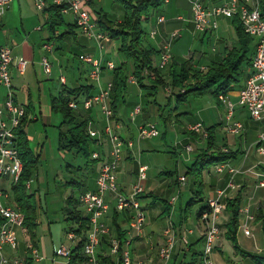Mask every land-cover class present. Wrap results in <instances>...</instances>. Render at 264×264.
<instances>
[{
	"label": "crops",
	"instance_id": "0c3cea01",
	"mask_svg": "<svg viewBox=\"0 0 264 264\" xmlns=\"http://www.w3.org/2000/svg\"><path fill=\"white\" fill-rule=\"evenodd\" d=\"M227 1L229 0H206V5L209 8H213ZM96 2L97 0H93L92 4L90 5V9L92 11L91 13H93L94 16H95ZM50 5L51 3L48 4V7ZM97 10L99 11V9H96V11ZM112 16L119 21H121L123 17L120 15L118 16L112 15ZM159 16H163L166 22L163 25L157 27V18ZM65 17L67 20V15H65ZM217 21H218V28L216 30L210 29L204 33H197L194 31V27L192 24V10H191L190 0H169V2L166 3L148 21V26H150L152 30L157 28L159 30V35L155 39H153L154 41L145 44V46L154 47L157 51L161 52L162 43L164 39L170 33L174 31H178L181 34V38L178 41H180L183 38V34H184V36L187 35V38L190 41V43H188L187 46L186 44L185 45L182 44L179 48H176L174 51L172 49L174 60L178 61L179 63L189 62V64L193 66V68L195 69L206 70L208 67H213L215 64L219 63L227 55L228 51L231 48L238 46L232 21L227 18H219ZM67 22L71 24L75 23L74 18L72 19V21L67 20ZM0 27H1L0 46L8 47L13 52L14 62L10 67V73L12 77V91L15 102L26 109V113H27L26 115L28 116L29 122L25 127V131L29 137L30 142H32L33 140V137L29 130L30 127L32 126L36 127L38 123H42L43 126L46 127L54 126V124L56 126V124L59 122L60 120L59 118L61 114L56 113L52 110L53 99L58 98L65 89H67V91L69 92V91L77 90L82 86L83 87L92 86L93 88L92 91L89 93L83 91L76 98L78 99V103H79V109H78L79 118L83 120H89L95 129H99V130L104 129V127L106 126V122L101 109L98 106H96L93 109L87 111L82 106V102L85 98L97 94L98 92V88L89 79L90 67L79 60H77L78 62H76L71 60V57H68L69 54H71V56L74 54L76 58H78L79 54L80 55L85 54V55L93 56L95 58H99L101 56V53L95 47L96 43L93 40L88 39L79 28H75L73 29L72 32H70L68 31V27L64 26L57 29L55 36L59 37L60 35H63V33H67V32L68 34L64 36L62 39L57 38L51 41L53 34L51 31L49 12L39 11L36 7L34 0H14L11 6L9 7V9L7 10V12L1 18ZM46 28L48 30H46ZM62 28L64 29L63 31H61ZM214 31H217L218 33L214 36V39L212 37L208 38L209 39L208 42L211 43V47H212L211 54H208L206 53V51H202V50H200L199 52L195 51L196 50L195 47L194 46L192 47V41L194 43L198 42L203 46L205 40L207 39V36L213 33ZM46 43H50L53 45L52 52H47L44 49V45ZM119 46L120 44L115 42L114 40L110 44H107L105 52L102 53L104 60L112 61L111 59L112 51H119ZM113 54L115 53L113 52ZM45 56L49 58L52 65V74L50 76L45 74V71L41 64L42 59ZM19 58H24L28 62L26 70L23 74L20 73L17 68V61ZM121 60H122L120 61L121 64L125 62L126 61L125 56L124 59ZM158 62H159V56L157 55L154 58V65L156 67L158 65ZM118 66L119 65L116 64V67ZM249 71L250 70H248L247 73H249ZM64 72H69L70 77L65 76ZM161 73L165 74L166 71H162ZM62 76L66 78V84H62L60 82V78ZM131 76L132 74H129V78ZM111 78H112L111 71L104 70L103 78H102L103 85L105 86L106 83L111 82ZM146 84L148 86H151V84L148 82H146ZM136 85L139 86L138 84ZM159 89L158 91L148 89L147 96L145 95L141 96L143 103L144 101L146 103L153 102V105L156 108L152 107L150 110H148L146 109V107L140 105L142 107V111L135 118L131 117V113L133 109L139 105V103H132V104L127 103L125 98L123 101L121 100L118 103L116 109L117 114L114 117V126L116 132L122 137V139H124L125 141L132 140L131 139L132 131L134 129L135 131H138L141 125H146L149 123L158 124L157 122L163 121V123L167 126V124H169L170 122L178 123L183 119L185 120L186 118H188L187 116L191 113H189L188 111H183L181 107L182 105L187 104V102L189 101L188 100L189 97L203 96L209 94L206 93L203 95H191L188 97L186 101L179 102L176 96H171V91H169L171 89L169 86L166 87V90L164 88L165 90L164 96H162L159 100L157 97L158 94L160 93ZM240 90L241 88L236 89L235 91L231 92L228 95L233 102L237 101V97ZM6 95H7L6 88L0 87V98L2 101H4V99L6 98ZM209 95L212 97V100L215 102L218 108L224 106L223 104L219 105L216 98H214L211 94ZM244 111L245 110L241 108L237 109L236 107L234 111V117L231 121V123L241 122L244 125V131L241 133V135H239V140L237 136L228 133L227 119L226 122L225 120L221 119L220 123L214 124L212 126H218L217 130L219 128L225 131L224 132L225 135H223L224 138L222 140L223 142L221 144H226L227 147L232 151H239L237 158L229 161V163L231 164L232 167L242 168L246 172L244 174H238L235 177V182L236 184L239 185V190L237 193L233 194L232 196H236L239 193V191H241V195H242L241 207L243 206L248 207L250 213L255 217V221L252 224L253 238L245 236L244 233H242V231L239 229L237 234L236 244L229 241L225 235L227 232L226 225L228 224L231 215L225 211L221 217V235L215 244V251H214L215 256L212 257L215 264H261L251 257L244 256L243 255L244 253L258 256L264 264V187H259V180H258L259 178H257L256 175L253 174V172L260 173L263 175L262 178H264V155H261L257 152V148L260 145L258 143L259 137L260 135L264 134V116L261 120L258 121V122H262L261 123L262 129H259L258 131H253L252 133L250 128L248 127L246 128L245 120H242V118L245 117ZM62 122L63 121H61V123L59 124L58 130H60L59 128ZM101 122H104L105 126L98 128ZM196 124H202L203 128L205 129V122L197 119L196 121L194 120L187 122L184 129L182 130L183 134H185L186 136V138L182 141L183 147L185 148L188 145L192 146L191 144L195 146V148H193L194 151L192 153H187V152L186 154L184 153L185 161L183 162V164L184 165L186 164L187 169L194 162L195 156L197 155L198 151L201 148H204L206 145L204 142L205 138H203L202 135L198 134L199 136H197V135H190L189 133H187L190 131V127ZM217 130H216V135H217ZM44 131L46 132V130ZM123 132L125 135L123 134ZM165 135L166 132L163 135V137H165ZM217 141H218V135H217ZM197 144H200V146L197 147ZM92 145L98 148L97 152L101 153L102 159L98 160V164L95 166L97 167L96 169L94 166L91 167L90 173L92 174V176H94L92 181L89 179V177L84 176V174H82L81 172H78V175H76L75 179L73 178V180H71L72 184L81 188L80 195L87 191L96 190V180L100 172L102 162L104 160L109 159L110 146L107 142L100 143L99 145L96 143V141H93ZM45 148H46V144L39 145V147L36 150L32 148L33 152L36 155L40 156L41 162L42 160H46L48 158L47 154H45ZM137 149L138 150H136L134 147L133 149L130 150L128 149L124 150L123 159L117 173V183L122 193L125 192V194L126 193L130 194L129 193L130 189L129 190L127 188L124 189L123 187L124 185L123 165L126 161H130V162L132 161L133 163H135V169L134 171H131L130 174H133V176H135L136 178L138 177V184L143 185L144 194L148 195L147 198L152 200L150 201V204L147 205V208L148 206H150L151 208L155 203L154 198H160V200H162V198L159 196V194L156 193V188H157L156 183L153 181L150 185L148 181L149 178L148 174L146 180L144 181L139 180V168L141 166H147L148 167L147 172H148L149 166L147 164H144V159H143L144 156L146 155L144 154V152H146L147 149H143V148H137ZM38 168L39 165L37 169ZM185 174L186 173L182 174L181 176H178V178L174 182H164L161 185L163 187L165 186V188L168 190L172 188H177V189L180 188V190L178 191L179 197H177V201L175 202L174 205H171V201L173 198H176L175 195L171 198V200L167 201L166 199H163V202H165V206L162 213H158V212L155 213V216H157V219H159L162 215L166 214L167 206L168 205L171 206V211L168 214L169 216L168 215L166 216L168 219L173 218L172 224L174 226V229L176 230L178 238H181L182 236L186 235L185 226L188 223L192 214V213L190 214L188 221L186 223H183V225L180 224L181 223L180 216L183 212L186 203L191 198L194 189V186L190 187L189 185V179H190L189 177H187L188 185L186 184L185 187L180 185L179 178L185 177ZM34 178H35V173L33 180L31 181V187L29 190H32V182L34 181ZM230 179L231 176L227 172L223 174H218L212 169L208 172H205L204 192L206 199L208 200L209 198H212L215 195L216 190L226 188ZM69 182L70 181H68L67 183L66 181L67 186L71 184V183L69 184ZM9 185L10 184L8 181L7 190L10 192V189L12 188ZM29 190L28 192H30ZM184 191L186 193L184 195V198L185 196H189V198H187L185 202H183L184 198L182 195ZM10 194L13 196V192H10ZM70 197L66 199V203ZM76 199L79 200V197ZM109 199L111 200V207L104 221L108 226L112 228L113 235H116L115 232L116 230L113 224V217L116 211L115 201L112 200L113 196H109ZM68 207L69 206L67 203V205L64 207L66 218L68 213ZM195 208H197V210L199 209L198 207ZM79 209L83 211V207L81 206V204L79 206ZM176 213H177V219H176L177 221L175 223L174 217L176 216ZM66 218L64 219V221H66ZM196 220H197L196 223L197 230H188L191 231V233H188L187 231V233L193 237V241L191 240L189 241L188 239V244L178 242L176 244V247L174 249L169 264L191 263L192 254L190 251V246H192L193 248V253L202 254L204 249L202 251H198L196 245L200 242L204 243L205 229L203 223L199 218H197V216H196ZM240 221H241V217H240ZM119 223L121 224L122 230L127 232L128 222H126L125 217H123L122 215L119 218ZM21 233L23 234V236L20 238V247L17 254L23 256L25 254V245L28 240H31V235L28 233V231L25 228L21 231ZM148 234H150L151 237L149 238L151 239V241H153V243H151L150 246H148L147 243L145 244L141 238L136 239V236L133 238V240L135 241L136 244V250L144 252L149 256V252H151L152 250L154 251L157 248L153 246L156 241V235L154 231L151 230V232H149ZM68 244L69 242L67 244L62 243L61 245H68ZM163 244H164V238L163 235L162 237L160 235L156 245L160 247ZM61 245L58 246L53 245V251H52L53 255L56 254V250ZM107 251H108L107 243L103 244L99 248L100 254H104ZM7 254L13 255L14 253L11 250H8ZM47 254H48L47 252H44L43 255L45 256V258ZM149 257L151 260L152 257L151 256ZM107 262H108V258H106L105 260L106 264H108ZM28 264H35V263L29 262ZM152 264H158V261H155Z\"/></svg>",
	"mask_w": 264,
	"mask_h": 264
},
{
	"label": "built area",
	"instance_id": "2783aa9c",
	"mask_svg": "<svg viewBox=\"0 0 264 264\" xmlns=\"http://www.w3.org/2000/svg\"><path fill=\"white\" fill-rule=\"evenodd\" d=\"M13 1L0 0V20ZM34 1L39 11H46L48 4L51 3L61 6L63 15L72 14L74 22L82 33L88 39L95 41L101 51L105 50L107 44L113 41L99 31L98 24L88 7L93 0ZM168 2L169 0H165V4ZM190 3L192 24L195 32L204 33L210 29L216 30L219 18L232 19L238 17L245 32L257 39L252 67L239 91L237 101L233 102L228 95L219 96L220 102L227 109L228 133L234 136L241 135L244 131V125L241 122L231 123L236 107L247 111L253 120L259 121L264 116V17L262 16L260 1L229 0L213 8H209L206 5V0H190ZM165 22V18L159 16L157 18V27ZM158 35L159 30L155 28L150 32L149 37L155 39ZM180 38L181 34L178 31H174L164 39L157 65L158 70L166 71L168 69L173 57L172 46ZM44 49L47 52H52L53 45L46 43ZM79 59L90 67L89 79L98 88L97 94L85 98L82 106L87 111L98 106L106 122V126L102 130L95 129L92 123H89V134L99 145L107 142L110 146V151L109 159L102 162L96 180V190L87 191L79 197L84 215L90 222V230L87 233L82 251L81 257L83 259L77 264H106V258H108V264H133L129 248L133 238L143 234L146 222L145 212L142 209L140 199V195L144 193V188L143 185L137 184L132 188L130 194L124 195L117 183V173L123 159V152L125 149H133L135 143L134 140L125 141L116 132L114 126L115 114L110 105L113 83L108 82L105 86L102 83L104 70L112 71L116 68V64L110 60L105 61L102 52L99 58L82 54ZM13 62L12 50L8 47L0 46V87H4L7 90L4 101L0 98V264H28L29 262H41L44 258L41 256L37 245L32 241L26 243L23 256L17 254L20 247L19 232L24 229L25 215L17 207L13 196L7 190V182L9 181V186L13 188L19 181L23 170V164L17 149L16 130L27 113L26 109L14 100L10 73V67ZM27 63L24 58L18 59L17 68L20 73L23 74L25 72ZM41 64L45 74L50 76L52 74V65L49 58L45 56ZM145 74L150 75L151 79H155V74L148 72H145ZM60 82L66 84V78L62 76ZM129 82L136 83L135 77L131 76ZM69 107L77 111L79 109L78 99H73L69 103ZM141 111L142 107L140 105L136 106L131 113V117L135 118ZM190 130L202 135L203 138L207 137L202 124L191 126ZM160 135L161 132L156 123L141 125L138 129V141L157 138ZM258 143L260 145L257 148V152L264 155V134L260 135ZM185 151L192 153L194 149L188 145L185 147ZM92 157L95 160L102 159V155L99 152H94ZM147 170V166L139 168V180H146ZM214 171L218 174L227 172L231 179L226 188L216 190L215 195L207 200L209 210L203 212L200 217L205 229V245L202 252L203 264H215L212 255L215 251V244L221 235V217L225 212L224 201L239 190L235 177L246 172L242 168L232 167L229 162L216 166ZM253 174L259 178V187H264L263 175L255 172ZM179 183L181 186H185L187 184L186 177H180ZM30 187L31 181L27 184V190ZM109 196H113L112 200L115 201V209L120 213H127L130 218L127 229V242L122 249L120 240L116 235H113L112 228L104 221L111 207ZM176 201L177 197L173 198L171 205H174ZM239 213L241 217L239 229L245 236L253 238L252 224L255 221V217L246 206L241 207ZM188 233H191V231H188ZM163 238L164 244L160 246L158 255L165 262L171 260L178 242L188 244L186 235L178 238L172 223L164 230ZM67 240L69 244L61 245L56 250L55 255L67 259L68 264H72L73 251L81 239L75 232L69 231ZM105 243L108 245V251L100 254L99 248ZM8 250H11L14 254L8 255Z\"/></svg>",
	"mask_w": 264,
	"mask_h": 264
},
{
	"label": "trees",
	"instance_id": "16d2710c",
	"mask_svg": "<svg viewBox=\"0 0 264 264\" xmlns=\"http://www.w3.org/2000/svg\"><path fill=\"white\" fill-rule=\"evenodd\" d=\"M120 1H122L123 5V17L121 21L108 15L103 10L95 11L96 17L92 13L99 26V31L112 40L119 41V53L123 54L126 58L125 62L111 71L113 90L110 105L115 116L117 114L116 109L118 103L124 100V93L127 90L129 82V74L135 77L136 84L141 88L158 91L159 88H166L169 86L171 89V96H176L179 102L186 101L191 95L209 93L216 98L219 105H222L219 100L220 95H229L236 89L242 88L248 76L247 71L252 67L257 39L245 32L238 17L230 19L234 27L238 46L231 48L219 63L215 64L213 67H208L206 70H201L193 68L189 62L179 63L172 57V61L166 73L162 74V71L158 70L154 65V58L157 55L160 56V51H157L154 47H146L144 41L147 35L145 24H147L152 16L165 5V0ZM259 1L262 16L264 17V0ZM91 4L92 2H90L88 6L89 9ZM46 11H48L50 15L51 31L53 34L51 41L57 38L62 39L68 34L67 32L59 37L55 36L57 29L61 27L67 26L70 32L75 28H79L76 23L71 24L67 22L65 15L62 14L61 6L51 4ZM145 72L155 74V79H151V76L146 75ZM146 82L150 83L151 86H148ZM92 88V86H82L77 90L69 92L65 89L58 98H54L52 101V110L61 114L63 117V122L59 128L60 150L81 154L89 165L98 163V160L93 159V153L90 151L91 143L94 141L88 131L90 121L79 118L76 111L69 107V103L73 99H76L83 91L86 93L91 92ZM28 120V116L26 115L16 130L17 149L23 164V170L19 181L13 186L12 190L15 204L25 215L24 228L31 235V241L37 245L34 237L38 226V207L35 203V195L29 194L27 190V184L33 180L35 170L41 160L40 156L33 152L29 137L25 131V127L29 122ZM217 127L218 126L205 128L207 137L204 142L206 145L198 151L194 162L187 169L185 174L186 179L187 177L192 178V186H194V189L191 198L186 203L180 216L181 225L188 221L195 207H199L196 211V216L199 219L203 212L209 210L204 192L205 172L210 171L213 167L215 168L222 163L236 159L239 154V151H232L226 144L218 143L216 135ZM187 133L199 136L191 130ZM147 197L148 195L144 193L140 195V199L143 200ZM67 203L69 207L66 221L72 223L68 228V232H75L81 239L77 248L73 251L72 256V264H77L83 259L81 256L87 233L90 230V222L84 215V212L79 209L80 202L78 199L72 196L67 200ZM224 203L225 211L231 215L226 225L227 232L225 236L229 241L236 244L241 222L239 213L242 205L241 191H239L236 196L226 198ZM170 211L171 206L168 205L166 214L168 215ZM121 215L125 217L128 223L130 218L127 213H120L117 210L114 213L113 224L122 249L127 242V232L122 230L121 224L119 223ZM190 251L192 254V261L189 264H203L202 254L193 253L192 246H190ZM243 255L251 257L258 263L263 264L258 256L247 253Z\"/></svg>",
	"mask_w": 264,
	"mask_h": 264
},
{
	"label": "rangeland",
	"instance_id": "374dc122",
	"mask_svg": "<svg viewBox=\"0 0 264 264\" xmlns=\"http://www.w3.org/2000/svg\"><path fill=\"white\" fill-rule=\"evenodd\" d=\"M122 1L120 0H97L96 2V9H101L108 15H115V16H123V9H122ZM98 11V10H97ZM74 17L72 14L67 15V20L72 21ZM46 30H48L46 28ZM64 29L62 28L61 31ZM145 30H146V38H145V44L150 43L154 41L149 37L150 32L152 31L151 27L148 26V23L145 24ZM218 34L217 31H214L213 33L209 34L207 36V39L205 40L204 45L202 46L198 42L192 41V47H195V51L199 52L200 50L206 51V53L211 54V43L208 42V38L212 37L214 39V36ZM212 40V39H211ZM115 42L119 43V41L114 40ZM95 42V41H94ZM96 43V42H95ZM190 43V41L187 38V35L183 38L174 43L172 46L173 51L176 48H179L182 44H186V46ZM120 44V43H119ZM95 47L98 49V51L101 53H104L105 50L101 51L98 45L96 44ZM188 48V47H187ZM116 50V49H114ZM56 52V50H55ZM113 52L115 54H113ZM119 51H112V61L119 65L121 64V59H124V55L121 53H118ZM80 55V54H79ZM74 54L71 56V54L68 55V57H71V60L78 62L80 61ZM156 60V59H155ZM158 61V60H157ZM104 73V72H103ZM64 75L67 77H70L69 72H64ZM90 75V73H89ZM103 77V76H102ZM160 93L158 94V99L162 96H164V88L159 89ZM171 91V90H170ZM140 94H139V93ZM170 93V92H169ZM125 94V100L127 103H139V105H142L143 107H146V109L150 110L152 107H155L153 105V102L146 103L142 101L141 96L148 94V89L146 88H140L136 85V83L128 82L127 90L124 93ZM189 101L187 104L182 105L183 111H188L189 114L185 120H181L178 123H172L170 122L167 124V126L163 123V121L157 122L161 135L160 137L153 138V139H146L138 141V131H135V129L132 131V140H134L135 143V149L137 148H143L147 149L144 154V164H147L149 166L148 174V181L151 185V183L154 181L157 185L156 193L159 194V196L162 198H154V204L153 207L150 208V206L147 205L150 204V201H152L149 198L141 199L142 209L145 212L146 216V222L144 226V232L141 236L136 237L141 238L143 242L148 246L153 243L149 237V232L154 231L156 235V241L153 245L157 249L154 251L152 250L149 252V256L152 257L150 260V257L141 251L136 250V244L135 241L129 248L131 257L133 260V264H152L155 261H158V264H169L170 261L165 262L159 258L158 255V247L156 245L159 236L163 235L164 230L168 227L170 223H172V219L167 218V214L162 215L159 219H157V216H155V213H162L165 202H163V199L171 200V198L175 195V197H179V190L180 188H172V189H166L165 186H161L164 182H174L178 176H181L182 174L187 172V166L184 165V153L186 154L185 148L182 145V141L186 138L185 134H183L182 130L184 129L185 125L189 121H196L197 119L205 122V128L212 126L214 124H218L221 122V119L225 120L227 117V111L224 106L217 107L215 102L212 100V97L209 94L203 95V96H191L188 99ZM236 101V100H234ZM164 105V104H162ZM156 108V107H155ZM82 109V107H81ZM237 109H239L237 107ZM78 114V110L76 111ZM245 117L242 118V120H245L246 128H250L251 132L258 131L259 129H262V122L254 121L250 118L249 113L247 111H244ZM159 118V117H158ZM59 122L54 124V126H43L42 123H38L36 127L32 126L30 127V133L33 137L32 142H30L31 147L36 150L39 145L46 144L45 148V154H47L48 158L46 160H42V162L39 163V168L35 170V178L32 182V190H29V194L34 193L35 197V203L38 207L37 209V222L38 226L35 232V242L38 244V249L40 251L41 256L44 258V261L41 262H34L35 264H68V260L62 257H58L56 255H53V245H61L62 243H68L67 240V233L68 228L72 225L71 222L64 221L66 218V214L64 212V207L67 205L66 199L70 196H74L76 198L80 197L81 188L77 187L76 185L72 184L71 180L73 178L75 179L76 175H78V172H81L84 174V176L89 177V179L92 181L93 177L91 172V167H95L98 163H92L87 164L86 159L81 154H76L74 152H66L63 150H60V144L58 140V126L63 121V117L60 116ZM130 123V122H129ZM131 124V123H130ZM105 126L104 122H101L98 126V128H101ZM46 130V132L44 131ZM165 137L163 135L165 134ZM225 131L222 129L217 130L218 135V142L220 144L223 142V135ZM124 134V132H123ZM125 135V134H124ZM239 140V135H237ZM39 142V143H38ZM91 143V149L90 151L92 153L97 152L98 148H96ZM180 145V146H179ZM193 148L195 146L191 144ZM200 144H197V147H199ZM250 147V146H249ZM151 149V150H149ZM153 150V151H152ZM138 157V155H137ZM139 160V158H138ZM97 167H95L96 169ZM135 169V163L132 161H126L123 165V175H124V189H130V192L134 186L138 184V177L136 178L133 176V174H130L131 171H134ZM214 170V167L212 168ZM170 172V173H169ZM75 175V176H74ZM38 176V178H37ZM189 185L192 186V178L189 177ZM38 180V181H37ZM66 181L69 182V186H67ZM134 181V182H133ZM137 183V184H136ZM191 183V184H190ZM188 185V184H187ZM186 186V185H185ZM184 186V187H185ZM40 188V190H39ZM10 192H13L12 189H10ZM129 192V193H130ZM124 195H128L127 193L123 192ZM185 191L182 194L183 198L185 195ZM189 198V196H185L183 202L186 201V199ZM165 201V200H164ZM203 205V204H202ZM199 208V207H198ZM148 209V210H147ZM196 210L195 208L191 214V217L188 221V223L185 226L186 229V237L189 239V241H193V237L190 236L187 231L188 230H197V220H196ZM174 221L176 223L177 219V213L174 217ZM22 231V230H21ZM19 232V240L23 236V234ZM21 233V234H20ZM243 233V232H242ZM149 236H148V235ZM31 240H28L29 242ZM204 243L200 242L196 245V248L198 251H202L204 249ZM44 252H47V256L43 255ZM18 253V252H17ZM215 253V252H214ZM213 253L212 257L215 256ZM215 258V257H214ZM213 259V258H212ZM173 264V263H172Z\"/></svg>",
	"mask_w": 264,
	"mask_h": 264
}]
</instances>
